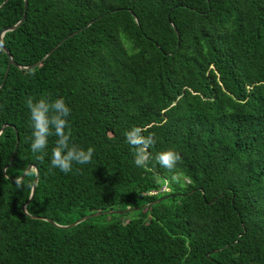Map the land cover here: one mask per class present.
<instances>
[{"label":"trees","instance_id":"16d2710c","mask_svg":"<svg viewBox=\"0 0 264 264\" xmlns=\"http://www.w3.org/2000/svg\"><path fill=\"white\" fill-rule=\"evenodd\" d=\"M23 13L7 70L0 47V264H264V0H6L0 30ZM30 96L64 98L90 163L53 167L54 134L31 151Z\"/></svg>","mask_w":264,"mask_h":264},{"label":"clouds","instance_id":"9594fccd","mask_svg":"<svg viewBox=\"0 0 264 264\" xmlns=\"http://www.w3.org/2000/svg\"><path fill=\"white\" fill-rule=\"evenodd\" d=\"M26 105L30 111L32 127L31 151L43 153L49 143V136L55 135V146L52 148L51 165L64 173L72 171L73 163H90L94 149H84L71 143V130L68 117L71 109L63 97L50 100L40 97L38 100L28 97ZM147 129L133 126L125 132L126 141L135 149L134 163L137 167H146L151 159L149 149L156 143L154 133L143 135ZM180 152L169 148L156 154L155 160L159 165L169 171H176L177 165L182 161Z\"/></svg>","mask_w":264,"mask_h":264},{"label":"water","instance_id":"95a60500","mask_svg":"<svg viewBox=\"0 0 264 264\" xmlns=\"http://www.w3.org/2000/svg\"><path fill=\"white\" fill-rule=\"evenodd\" d=\"M5 1L6 0H2V2L0 3V7L1 6H3V4L5 3ZM25 4H26V0H23V10H25ZM24 12V11H23ZM24 19V13L22 14V16L20 17V19L15 23V24H13V25H9V26H6V27H4V28H2L1 30H0V47L5 51V53H6V56H7V65H6V70L8 69V67L11 65V64H13V61H12V59H11V55L8 53V51H6L5 50V48H4V46H3V43H2V39H1V37H2V34L5 32V31H8V30H12V29H14L16 26H18L21 22H22V20ZM92 21V20H91ZM90 21V22H91ZM89 22V23H90ZM73 33H70V34H68V36H71ZM60 42H58L57 44H55L44 56H43V58H45L49 53H51L52 51H53V49L59 44ZM39 63V61L38 62H36V63H34L33 65H30V66H26V68H30V67H32V66H34V65H37ZM20 68H23V67H20ZM5 76H6V71H5V73H4V76H3V79L5 78ZM5 126V125H4ZM4 126H2L1 128H0V132L1 131H3V129H4ZM15 134H16V131H15ZM13 155H14V151H12V154H11V156H10V159H9V163H8V165H6V166H4L3 167V169H2V171H3V174H4V169L7 167V166H9L10 164H11V162H12V160H13ZM30 169H33L34 170V174H35V176H34V179H33V182H32V186H31V190H30V194H29V198H28V200H27V202H29L30 200H31V198L33 197V194H34V191H35V183H36V178H37V168H36V166L35 165H33V164H29L25 169H24V171L20 174V176L18 177V178H16V179H12V178H10V180H12V181H16V182H18V181H21L22 179H23V177H24V175L30 170ZM5 175V174H4ZM165 196H163V197H158V198H156L154 201H151V202H149V203H147V204H145V205H150V204H153L154 202H158V201H160L161 199H163ZM135 209H137V207H130V208H125V209H121V210H106V211H102V212H99V211H97V212H92V213H90V214H87V215H84V216H82V217H80V218H78V219H76V220H74L73 222H71V223H69V224H65V225H60V224H56V223H54L52 220H50V219H46L48 222H50V223H52L53 225H55L56 227H59V228H68V227H72V226H74L75 224H77V223H79V222H81V221H83V220H85V219H88V218H90V217H93V216H97V215H99V214H101V213H106V214H111V213H114V214H121V213H126V212H128V211H132V210H135ZM22 210H23V212H25L26 213V211H25V204H23L22 205ZM33 217H35V216H33ZM45 219V218H44ZM216 251V249H212L211 251H209V252H207L206 254H205V256L206 257H208V255H209V253H211V252H215Z\"/></svg>","mask_w":264,"mask_h":264},{"label":"rangeland","instance_id":"374dc122","mask_svg":"<svg viewBox=\"0 0 264 264\" xmlns=\"http://www.w3.org/2000/svg\"><path fill=\"white\" fill-rule=\"evenodd\" d=\"M180 180H181V181H184V179H182V178H180ZM162 187L164 188V189H163L164 191L168 190L167 186L163 185Z\"/></svg>","mask_w":264,"mask_h":264},{"label":"built area","instance_id":"2783aa9c","mask_svg":"<svg viewBox=\"0 0 264 264\" xmlns=\"http://www.w3.org/2000/svg\"><path fill=\"white\" fill-rule=\"evenodd\" d=\"M161 189H164L163 187Z\"/></svg>","mask_w":264,"mask_h":264}]
</instances>
